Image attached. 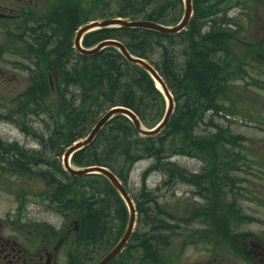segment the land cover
<instances>
[{"label":"rangeland","instance_id":"1","mask_svg":"<svg viewBox=\"0 0 264 264\" xmlns=\"http://www.w3.org/2000/svg\"><path fill=\"white\" fill-rule=\"evenodd\" d=\"M51 2L52 21L49 18L48 26L51 22L53 27V22H57L60 33L71 38L77 26L94 19L101 21L110 18L109 16L112 15L109 14H114L119 5L117 0H107L106 5L102 0H52ZM171 2L168 3L171 7L169 13L179 18L183 11L182 0L179 3L177 0ZM223 7L229 22L227 28L229 31L233 30L236 39L225 42L227 47L225 56L228 55V60L233 61L231 64L233 70L225 74L217 72L219 75L217 88L220 92L218 91L216 99L222 101V105L218 102L221 112L214 115V120L225 125V134L230 137L232 145L227 146V151L236 154L220 155L219 160H216L214 146L210 149L203 143L202 154L190 157L177 155L174 159L178 163L190 170H197V179L200 183L198 186H190L184 182L176 185H165L161 182L157 194L160 195V201L165 200L160 204L163 211L158 207L149 214L155 217L159 213H166L165 209L170 210V208L173 209L174 214L179 215L184 208L187 214L192 206H197L200 215L204 216L200 219L182 217L178 225L179 232L170 234L164 231L168 241L156 242L157 244L150 251L151 257L148 254L143 255L139 248L126 244L119 257L117 255L116 259L108 264H115L120 257L121 264H249L246 259H242L247 254L246 244L251 241L260 243L264 232V72L251 65L242 69L240 64L245 60L264 68V60L257 59L258 55L264 56L263 42L260 41L264 38V0H229ZM70 12L77 14L78 19L72 20L74 17L67 15ZM78 13H81V16ZM105 13L107 15H104ZM218 18V15L213 17L215 20ZM52 27L47 34L52 35ZM33 31L35 32V28ZM31 36L33 34L15 36L0 29V234L12 235L9 230L20 228L24 236L38 235L43 243L41 245L51 249L60 238L65 237L67 226L65 220L75 218L82 222L80 238L77 240V235L73 234L68 245L71 253H66L64 238L58 248L57 262L59 264L62 259L64 262L67 261L72 254L75 260L72 264H93L104 255L101 254V248L106 245L105 242L97 240L96 222L94 233H91L85 226L88 221L82 220L77 213L78 206L69 203L70 206L67 204L58 207L51 190V181L54 179L47 168L40 163L41 160L38 159L33 163H40L41 166L30 167L25 165L27 159L23 160V157L15 155L12 150L13 146H25L26 149L22 148L26 152L36 150L39 146L37 144L39 138L35 134L42 133L41 136L46 138L50 135L49 131L52 129L50 116L55 113V109H47L44 104H39L54 97L47 76L52 57L49 51L45 54L41 53L38 64L35 65L29 58V52L34 50V46L30 43ZM50 46V44L46 45V49ZM260 50L263 54H258ZM237 66L241 68L237 70ZM39 68L40 77L36 72ZM219 78H223L220 84H218ZM39 79L45 86L42 88L44 91L41 95L33 96L35 84H38ZM210 114L205 110L203 119L206 120ZM213 132L214 130L211 129V133ZM231 132L234 133L233 136ZM17 158L20 159V163H25L24 167L16 166ZM15 159L17 160L14 161ZM149 163L150 160L145 158L135 160L129 166L130 177L125 184L132 197L138 193L142 180L148 183L147 186L151 189L160 183L161 176L158 171L147 173L143 178ZM203 167L207 170L208 188L202 180L203 173L206 172L203 171ZM93 180L87 178L86 181L62 183L76 185L84 183L92 186L96 184ZM228 188L234 191L233 196H230ZM99 190L103 192L101 198L104 202L103 212L107 223L105 220L104 222L106 227L112 226V234L116 236L115 243L124 231L128 219L127 209L123 219L118 213L116 216L113 194L104 186H99ZM244 191L247 192L246 195L243 194ZM238 196L241 199L237 201ZM222 198H225V201H222ZM118 225L121 226V232L118 230ZM152 226L159 230L157 223H141L134 226L135 231L132 233L148 231ZM233 247H236L237 253L233 251ZM124 257L131 258V261L127 263Z\"/></svg>","mask_w":264,"mask_h":264},{"label":"trees","instance_id":"2","mask_svg":"<svg viewBox=\"0 0 264 264\" xmlns=\"http://www.w3.org/2000/svg\"><path fill=\"white\" fill-rule=\"evenodd\" d=\"M106 1L102 0L104 5ZM117 1L119 2L118 8L114 14L109 15L141 17L165 24H171L178 19L177 16L166 14V7L168 3H172L171 0ZM180 1L177 0V3ZM223 4L225 0H194V12L185 29L179 32L166 33L141 26H116L100 28L85 34L83 37L85 46H90L105 38H115L119 39L135 56L146 58L157 68L172 90L176 106L166 127L155 136H141L133 124L121 115L117 119H112L99 130L90 144L74 153L72 159L75 164L106 166L118 176L122 184H125L130 177L128 168L133 161L148 158L151 161L145 174L157 169H166L168 180H161L163 184L176 185L182 181L190 186H198L200 182L197 179V172L190 171L176 160L169 159L172 154H183L188 157L202 154L204 153L202 152L203 143L207 144L210 149L214 146L217 154L216 160H219L220 155L233 156L236 154V152L232 154V151H227V146L232 145L230 137L225 134V125L214 120V115L221 110L216 99V95L220 92L217 88L219 77L217 72L225 74L233 66L231 59L228 60L229 56H225L227 54L225 42L230 39L233 30L229 31L227 28L229 22H227L228 18L225 16ZM67 15L73 16L72 20L78 19V15L72 12ZM217 15L218 20L213 19ZM50 26L52 27L51 22ZM39 31L42 32L36 28L33 32L32 42L34 41L35 44L33 52H29V57L37 65L39 55L49 51L53 54L51 59H54L53 63L50 62L48 69L52 80L49 87L58 107L50 116L52 129L49 131L50 135L47 136V144L43 145L50 157L54 154L60 155L65 146L85 135L98 115L113 105L122 104L129 107L147 127L154 126L155 122L163 116L165 102L155 81L146 69L124 58L118 48L108 45L93 54H80L69 47L71 36L62 35L57 22H53L52 32L55 31L54 34L46 33L40 37L38 36ZM40 44L45 49L46 45L51 46L46 51L40 52L37 49ZM36 72L40 77V68ZM222 79L219 78L218 84ZM35 87L37 95H41L44 91L42 88L45 86L39 79ZM205 110L211 113L206 120L203 119ZM208 123L215 129L211 138L207 134ZM12 150L15 155L23 157V160L27 159L26 164L20 163L18 158V161L15 159L17 167H24V164L32 167L37 160L33 156L35 152L40 158L45 157V154L37 150L31 151L33 153L23 151L21 146H13ZM55 166L62 170L58 160L55 161ZM203 171L206 172L203 173L202 180L208 188L207 170L204 167ZM62 174L66 176L67 182H81L90 178L89 176L68 175L64 170ZM93 175L96 181V196L84 197L87 196L84 183L82 185L67 183L56 188V191L53 190V194L58 207L61 208V205L67 204L70 206L69 203L79 207L77 213L82 220L85 219L88 223H92L85 225L89 232L94 233L96 222L97 240L106 244L101 248V254H104L111 248L116 236L112 234V226L106 227L104 222V202L101 198L103 192L99 190V186L107 187L113 194L116 216L118 213V216L123 219L125 207H123L120 195L115 192L106 177L99 174ZM223 188L225 190V186ZM229 188L230 196H233L234 191ZM148 189L150 187L143 184L142 193L138 192L134 198L139 209V220L141 219L144 224H153L151 220L153 219L158 224L159 230L152 226V229L148 231L132 233L126 243L127 246L132 245L139 248L143 255H150L156 242L166 243L168 241V236L163 233L164 231L170 234L178 233V225L182 217L183 219L186 216L195 218L193 215L195 213L198 219L196 208L188 210L187 214L182 209L180 215L174 214L172 208L165 209L166 213H159L153 217L148 209L157 210L165 200L161 202L160 195L152 191L154 196L147 194L142 203L139 199ZM222 201H225V198H222ZM91 206L96 208H91ZM159 209L163 211L161 207ZM176 209L179 210L177 207ZM105 221L107 223V220ZM118 230L121 232V226ZM120 254L121 252L118 257ZM124 260L128 263L131 258L124 257ZM115 264H121V257Z\"/></svg>","mask_w":264,"mask_h":264},{"label":"flooded vegetation","instance_id":"3","mask_svg":"<svg viewBox=\"0 0 264 264\" xmlns=\"http://www.w3.org/2000/svg\"><path fill=\"white\" fill-rule=\"evenodd\" d=\"M52 0H0V29H3L10 34L29 35L32 34L33 28H43L48 26L47 21L52 13ZM44 23V24H43ZM264 34V33H263ZM235 41V38H233ZM262 51L264 52V38H261ZM258 54H263L261 50ZM260 61L264 60L263 55H258ZM242 69L250 65L260 72H264V68L258 64H251L246 61ZM264 67V66H263ZM67 219V217H66ZM71 221V222H68ZM65 240L66 253H71L69 244L73 234L77 235V240L80 238L82 230V222L75 218L65 220ZM70 223V224H69ZM88 224V223H87ZM85 224V225H87ZM10 234H0V264H58L57 253L58 248L62 245L64 238L48 249L47 246L41 245L42 241L37 235L36 237H27L23 235V230H9ZM260 238V243L251 241L246 244L247 256L245 258L249 264H264V232ZM60 243V244H59ZM43 244V243H42ZM244 255V254H243ZM73 255L63 259L59 264H72L75 260ZM78 261V260H77Z\"/></svg>","mask_w":264,"mask_h":264},{"label":"water","instance_id":"4","mask_svg":"<svg viewBox=\"0 0 264 264\" xmlns=\"http://www.w3.org/2000/svg\"><path fill=\"white\" fill-rule=\"evenodd\" d=\"M183 16L181 18V20L179 21V23L173 25V27H168L165 25H161L159 23H155L153 21H147V20H143V19H132V20H125L123 18L120 17H116V18H105L103 20H93L90 21L82 26H80L75 33V46L78 48L79 51L82 52H86V53H94L99 51L101 48L105 47L106 45H114L115 47H119L122 54L128 58V60H131L135 63H137L140 67L142 66L144 69L148 70V72L151 74L152 77H154L155 80L158 81L162 91L164 92V94L168 97V106L165 110V115L164 117L161 119L160 122H158L155 126V128L153 129H146L144 127H142L140 125V122L137 118V115L133 114L132 112H130L128 109H124L123 107L121 109H123L127 115H129L131 117V119H133V124L134 126L138 129V131L142 134H155L156 132L160 131L164 126H166V122L168 121L169 117L171 116V112L173 109V102H171V95L169 93V90H167L166 88V84L165 81L161 78V76L159 75L158 71L156 70V68L153 67V65H150L145 59L143 58H138L135 57L133 55H131L127 48L124 47V45L120 42V41H116L113 39H105L103 41L98 42L95 46H93L92 48H84L82 47V45L79 43L80 42V38L84 35L85 32H87V29H89L92 26L96 25V28H100V27H105V26H110V25H131V26H143V27H148V28H155L159 31H165V32H174V31H179L181 29L184 28L185 24L187 23V20L189 18V16L191 15V0H184L183 3ZM110 111L107 112L97 123H95V125L92 127V129L90 130V133L88 135V137L83 140V141H79V142H75L72 145H70L65 151H64V156H65V160H64V165L65 167L72 173H85V172H90V171H97L102 173L104 176L107 177V179L110 181V183L117 188L119 195H122L126 202L127 205L129 206V212H128V220L125 226V231L124 233L121 235V237L119 238V240L116 242V244L98 261L96 262V264H106L112 257H114L119 250L122 248V246L125 244L126 239L129 237L133 226V221H134V206L132 203V200L130 199V197L127 195L124 187L122 186V184L120 183V181L118 180V178L116 177V175L110 171L108 168L103 167V166H94V167H86L84 169H79L76 170L74 168H71L67 162V156L75 151L77 148H79L80 146L86 144L93 136L94 134H96V131L98 130L99 126L107 119L108 115H109Z\"/></svg>","mask_w":264,"mask_h":264},{"label":"bare ground","instance_id":"5","mask_svg":"<svg viewBox=\"0 0 264 264\" xmlns=\"http://www.w3.org/2000/svg\"><path fill=\"white\" fill-rule=\"evenodd\" d=\"M170 9H171V7L168 5L167 7H166V11L167 10H169V11H167V15L169 16V15H171V13H169L170 12ZM80 16H81V14H79ZM50 20L52 21V17H50ZM156 22V21H155ZM156 23H158V22H156ZM50 27L51 26H46V27H44V28H42L43 29V31L41 32V31H39L40 33H39V35L38 36H40V37H42V35H44V34H46L47 32H45V30L46 31H49L50 30ZM106 27V26H105ZM105 27H100L101 29H103V28H105ZM79 28V26H77L76 27V30ZM100 28H96V25L95 26H92V27H90L89 29H87V32H85L84 34H86V33H88V32H90V31H94V30H98V29H100ZM146 28H148V27H146ZM37 29L38 30H42L41 28H39V27H37ZM149 29H151V28H149ZM155 29V28H154ZM34 32V31H33ZM32 32V34H33V36H34V33ZM55 32V31H54ZM54 32H52L53 34H54ZM29 35H31V34H29ZM37 35V34H36ZM56 35H58V34H56ZM33 36H31V38L33 37ZM75 34H74V36L71 38V45L69 46L71 49H73L74 51H76V52H78V53H80V54H87V55H89V54H93V53H86V52H82V51H79L78 50V48L75 46ZM82 41H83V37H81L80 38V44L82 45ZM31 43V45H34L35 43H34V41L33 42H30ZM40 52L42 51V52H44V51H46V49H45V47L44 46H42L41 44L39 45V47L37 48ZM50 56L51 57H53V54L52 53H50ZM30 58V57H29ZM30 60H31V58H30ZM33 60V59H32ZM53 60L54 59H51V63H53ZM34 61V60H33ZM132 63H135V62H133V61H131ZM51 63H49V68H50V65H51ZM135 64H137V63H135ZM138 65V64H137ZM139 66V65H138ZM34 69L36 70V67H34ZM47 69V68H46ZM157 70V69H156ZM158 71V70H157ZM48 76H50V73H49V71H48ZM165 84H166V88H167V90H169V93H170V95H171V102H173V108H175V106H176V100H175V98H174V96H173V92H172V90H170V88H169V86H168V84L166 83V81H165ZM159 91H161V94H162V96H163V99H164V102H166L167 104H169V102H168V97L164 94V92L162 91V89L160 88L159 89ZM37 95V91L35 90L34 91V94H33V96H36ZM56 102V100H55V97H53L52 96V98L49 100V101H47V102H45V101H43V103H44V106H46V108L47 109H57V107L58 106H56V104H57V102ZM221 105H222V101H218ZM53 106H54V108H53ZM126 108V109H128L130 112H132L133 114H135L136 115V113L132 110V109H130L129 107H127V106H125V105H122V104H120V105H113V106H111V107H108V108H106L102 113H100L99 115H98V117L96 118V121L94 122V124L91 126V128H90V130L92 129V127L95 125V123H97L107 112H109L110 111V113H109V115H108V117H107V119L99 126V128H98V130L96 131V134L99 132V130L103 127V126H105L109 121H111L112 119H117L120 115L122 116V117H124L125 119H127V120H129L130 122H131V124H133L134 122H133V119H131V117L129 116V115H127L126 114V112L123 110V109H121V108ZM213 108H216L215 106H213ZM49 113H50V111H49ZM137 118H138V120H139V122H140V125H143V123H141V121H140V119H139V116L137 115ZM50 119H51V117H50ZM52 122V121H51ZM134 125V124H133ZM143 127V126H142ZM90 130L85 134V135H83V136H81V137H78L77 139H75V140H73L70 144H68L67 146H65V148L62 150V152H61V154L60 155H56V154H54V156L53 157H50V155H48V153H46V152H48V150L47 149H44V146L43 145H45V144H47V143H43L44 141H47V138H46V136H41V134L42 133H36L35 134V136H37L38 138H39V141H38V147L36 148V150L37 151H39V152H41V154H45V157L42 159V157L40 158L37 154H36V152H35V155H34V153H33V156L35 157V158H37V160L38 159H40L41 161H40V163H42L44 166H45V168H47V170L49 171V173L52 175V177H53V179L54 180H52L51 181V190H54V191H56V188H59L60 186H62V185H65L66 183H62V182H67V180H66V176L65 175H63L62 174V172H63V170H64V172L66 173V174H68V175H74V176H89L90 178H92L93 179V177H94V175L93 174H99V175H103L102 173H100V172H95V171H90V172H85V173H81V174H79V173H72V172H70L66 167H65V165H64V158H65V156H64V151L70 146V145H72L73 143H75V142H79V141H83V140H85L87 137H88V135H89V133H90ZM96 134H94V136L86 143V144H84V145H82V146H80L79 148H77L75 151H73V152H71L68 156H67V162H68V164H69V166L71 167V168H74V169H76V170H79V169H84V168H86V167H94V166H103V165H97V164H89V165H77V164H75L74 162H73V156H74V153L75 152H77L78 150H80V149H82V148H84L85 146H87L88 144H90L93 140H94V138L96 137ZM23 148H27V147H25V146H22ZM177 155H175V154H172V156L171 157H169V159H171V160H175L174 158L176 157ZM144 159V158H143ZM146 159H148V158H146ZM56 160H58L59 161V163H60V165H61V169L62 170H60L59 168H57L56 166H55V161ZM139 160H141V159H139ZM151 161V160H150ZM39 167V166H41L39 163L35 166L34 164H32V167ZM75 166V167H74ZM184 166V165H183ZM103 167H106V166H103ZM107 168V167H106ZM109 169V168H108ZM188 169V168H187ZM110 170V169H109ZM188 170H190V169H188ZM192 170V169H191ZM190 170V171H191ZM111 171V170H110ZM159 172L160 173V176H161V180H163V181H167L168 179H167V176H168V170H166V169H164V170H160V169H157L156 170V172ZM146 175V174H145ZM104 176V175H103ZM106 177V176H105ZM143 178H144V175H143ZM106 179H107V177H106ZM108 180V179H107ZM94 182H96L95 180H93ZM109 181V180H108ZM110 182V181H109ZM141 185H140V187H139V190H138V192H141L142 193V185L143 184H145V185H148V183H145L143 180L141 181ZM111 184V183H110ZM161 184V182L160 183H157V186H155L154 188H150V189H148V190H146V192H145V195H143V196H141V198L139 199L140 201H142V203H143V200H145V198L144 197H146V195L147 194H150V195H152V196H154V194H153V192L155 193V194H157V191H158V189L160 188L159 187V185ZM112 185V184H111ZM175 185V184H174ZM122 186L124 187V189H125V191H126V193H127V195L130 197V199L132 200V203H133V206H134V221H133V226H132V229L134 228V226H138V224H141V223H143L142 222V220L140 219L139 220V209H138V206L136 205V201H134V198H135V196L134 197H132L129 193H128V191H127V187H126V185L125 184H122ZM193 186V185H192ZM94 188V189H93ZM112 188L115 190V192L119 195V193H118V190H117V188L116 187H114L113 185H112ZM85 191H86V195L87 196H84V197H86V198H89L90 197V195H94V196H96V184L95 185H90L89 186V184H85V189H84ZM153 191V192H152ZM243 194L244 195H246L247 194V192L246 191H244L243 192ZM135 195H137V194H135ZM120 197V199H121V202H122V204H123V207H125V209H127V213L129 212V206L127 205V202H126V200H125V198L122 196V195H120L119 196ZM244 197V196H243ZM239 199H241L239 196H238V198H236V200L238 201ZM162 202V201H161ZM234 204H236V203H233V205ZM94 205H96V203H94ZM91 208H94V207H92L91 206ZM192 208H196V212H197V216H198V219H200V218H202L204 215H200V212H199V209L197 208V207H195V206H192ZM149 210V212H152V210H150V209H148ZM194 216H195V218H196V215H195V213L193 214ZM148 216H150V217H152L151 215H148ZM152 220V222H154V223H156V221L155 220H153V219H151ZM137 224V225H136ZM133 231H135L134 229H133ZM113 260V258H111L109 261L111 262Z\"/></svg>","mask_w":264,"mask_h":264}]
</instances>
